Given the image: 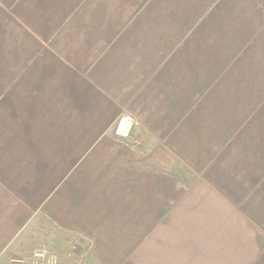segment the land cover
Wrapping results in <instances>:
<instances>
[{
  "label": "crops",
  "instance_id": "crops-1",
  "mask_svg": "<svg viewBox=\"0 0 264 264\" xmlns=\"http://www.w3.org/2000/svg\"><path fill=\"white\" fill-rule=\"evenodd\" d=\"M34 250L264 264V0H0V264Z\"/></svg>",
  "mask_w": 264,
  "mask_h": 264
},
{
  "label": "built area",
  "instance_id": "built-area-1",
  "mask_svg": "<svg viewBox=\"0 0 264 264\" xmlns=\"http://www.w3.org/2000/svg\"><path fill=\"white\" fill-rule=\"evenodd\" d=\"M136 124L134 117L124 112L119 115L114 126L113 133L123 139V141L132 144L133 146H139L141 139L138 136L133 135L132 127ZM23 262L24 259L19 260ZM57 262L56 257L47 250H34L29 259L30 264H55Z\"/></svg>",
  "mask_w": 264,
  "mask_h": 264
}]
</instances>
